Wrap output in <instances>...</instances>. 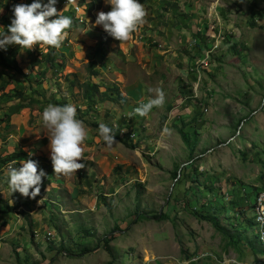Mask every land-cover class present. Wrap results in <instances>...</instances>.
<instances>
[{
  "label": "rangeland",
  "instance_id": "rangeland-1",
  "mask_svg": "<svg viewBox=\"0 0 264 264\" xmlns=\"http://www.w3.org/2000/svg\"><path fill=\"white\" fill-rule=\"evenodd\" d=\"M202 1L213 13L212 19L221 20L214 22L217 36L219 28L223 31L208 66L195 70L196 62L216 45L211 39L208 48L206 41L203 49L182 51L191 58L182 66L194 76L193 81L179 75L176 61L154 59L160 66L146 81V91L149 98V88L162 89L163 106L153 108L146 117L127 114V110V115H116L117 123L109 126L116 144L108 149L99 136V165L104 167L91 163L71 176L54 177L52 164H46L55 183L47 189V211L32 214L37 231L28 226L14 242L27 243L32 260L23 250L20 257L13 256L15 247L9 244L8 253L0 251V264H18L19 258L26 259L22 264H264L259 252L264 246L254 217L255 197L264 191V0ZM32 2L0 0V33L7 34L15 5ZM81 3L72 0L66 9L81 8ZM56 9L71 17L60 4ZM92 9L95 7L85 9L75 21L72 18L68 30L72 32L59 49H40L38 45L31 50H21L18 45L2 49L9 64L0 62V66L10 71L3 79L15 78L9 88L32 83V112L44 110L40 106L44 103L54 105L55 100L58 106L67 105L69 99L82 105L80 110L88 102L87 112L112 97L108 90L87 100L82 94L84 86H80L78 99L67 95L59 80L54 83L47 77L67 65L65 51L72 56L84 52L89 62L79 73L85 74L86 69L89 78L90 64L102 66L104 60L109 61L105 51L116 41L110 35L83 42L76 38V26L81 18L91 17ZM253 22L256 27L251 26ZM12 50L17 53V66L10 64L14 63ZM19 51L26 56L20 59ZM131 69L140 74L138 65L132 64ZM47 83L52 87L45 90L48 96L41 102L37 99L44 97L40 91ZM196 83L200 84L197 93ZM52 90L57 92L52 95ZM1 92L0 86V98H4ZM120 101L117 95L111 102L119 105ZM182 131L190 135L191 146L185 144ZM90 168L97 176L91 178ZM45 181L42 178L40 188ZM10 192L1 172L0 193L7 199ZM206 217H214L221 229ZM8 224L7 218L0 217V243L6 242L1 234Z\"/></svg>",
  "mask_w": 264,
  "mask_h": 264
},
{
  "label": "crops",
  "instance_id": "crops-1",
  "mask_svg": "<svg viewBox=\"0 0 264 264\" xmlns=\"http://www.w3.org/2000/svg\"><path fill=\"white\" fill-rule=\"evenodd\" d=\"M190 1L193 2L190 3ZM138 2H140L147 11V16L145 18L146 22L133 34L129 41L120 44V42L116 40L112 44H109V50H107L109 52L105 51L106 54H108L107 58L109 61L104 60L102 66L100 64H93L92 69H89L90 72H96L97 76H92L91 78L87 77L88 74L86 73V69H84L85 74L79 73L81 67L84 66V64L87 65L89 62L83 51H78L79 53L75 56L65 51L68 56L67 65L59 67L56 72L53 71L55 74L50 73V75L47 76L48 79L53 78L54 83L59 80L60 85L63 86L64 92L78 99L81 98L79 87H83L89 80L100 87V92L110 91L112 97L101 106L102 108L98 106H96V108L92 107L94 109L87 112L84 110L88 107V102H85L87 106L80 110L79 108L82 105L78 106L79 103H74V101L69 98V100L65 101L66 104H72L76 107L77 118L84 122L87 137L82 145L83 160L79 162L88 166L91 165V163H96L97 165L102 164L98 158L100 154L97 145L101 140L99 139L97 125L104 123L108 127L112 126L115 124L114 122L117 121L116 115L121 117L125 114V110H127V114H133L134 109L140 103H144L148 100L146 91L148 84L146 81L150 79L155 68H157L156 66H160L159 63L155 64L154 59L158 58L159 61L162 58L164 61H176L174 66H179L177 68L179 75L184 76L185 80L189 78L193 81L194 76L189 73V70L182 66V64H189L191 58L187 53H183L182 51H190L193 49L192 47H200V49H203L206 41V47L208 48L209 44H211V40H214V42H212L213 45L215 41L218 42L223 34V31L219 28V35L217 36L214 22L219 24L221 20L220 18H218L219 21L212 19L213 13H210L206 3L202 0H138ZM93 7H95V9H92L91 17L87 18L86 23L76 26V29H78L76 38L81 42L88 39H95L96 37L99 39L102 36L109 35L105 32L103 26L96 25L95 21L98 13L101 11L107 13L111 10L110 5L106 4L105 0H98L95 1V4L92 3L91 6L88 5L87 10ZM73 20L75 21L74 18ZM71 32L72 31L68 33ZM97 41L98 40H96V43ZM161 45H163V47ZM207 50H205V52ZM18 56L21 59L26 55L19 51ZM94 62L95 61H92V63ZM132 64H134V66L138 65L140 74H133V69H131ZM0 69L2 70L0 74L2 77L0 79L5 82L3 78L10 71L5 66H0ZM42 72H45V69H43ZM14 80L15 78L10 75L7 81L0 85L2 88L1 93H4V98H0V157L1 159L9 161L6 162L7 165L12 161H16L17 168L21 166L19 163L21 160H34L37 162V165L40 164L38 170H42L45 173V176L42 178H45L46 181L41 187V190L44 191V194H42L43 196L39 194L34 199L31 198V196L24 197L19 192H10L9 197L6 199L4 198L5 196L3 197V193H0V198L4 201V204L2 203V205H0V217L2 219L7 218L9 222L8 225L2 228L3 231L1 235L5 236L1 239L6 242L0 243V251L8 253L6 246L10 244L11 247H15L13 249V256L16 254V256L20 257V252L23 250L24 252H28L29 260H32V252H30L31 250L28 248L29 245L27 243H23L22 245V243L14 242L19 241V238L23 235H20V233L25 231L28 226H30L32 231L33 225L37 231V226L35 222L32 221V214L36 216L39 211H47V208H45L47 204L46 197L47 194L49 195L47 189L50 184L53 185L55 183L51 175L47 174L49 167H45L47 166L46 164L49 166L52 162L50 159V150L48 148L49 139L47 136L50 133L42 123L43 110L32 112V83L31 85L28 84L27 87L23 84L19 88L15 89L14 87V89H11L9 88V84L13 83ZM17 83L21 84L20 81H17ZM74 84L77 87H74ZM51 87V83L48 85L43 84V88L40 92L44 97L38 98L37 100L43 102L48 96L45 94V90H50ZM15 90H17L20 95H14L13 91ZM56 92V90H52V95ZM117 95L120 96V104H122L123 107L120 104L116 105L111 102L114 98L117 99ZM55 102L54 105H57L58 101L55 100ZM128 103L130 104L128 105ZM47 105L49 104L44 103L40 106L45 108ZM34 121H36V123H34ZM13 157H15V159L10 161L9 159ZM99 166L104 167L102 165ZM7 168L8 166L0 165V173L4 172V176L8 179ZM90 169L93 170L91 178L93 175L97 176L95 169ZM54 177H56L55 173ZM50 180L52 182H50ZM60 183H63V181H59V184ZM66 183L69 184V182ZM50 202L54 203V201ZM27 218L28 220L26 221ZM8 237L11 238L8 239ZM0 260L2 259L0 258ZM23 261H26V259L19 258L17 263L22 264Z\"/></svg>",
  "mask_w": 264,
  "mask_h": 264
},
{
  "label": "clouds",
  "instance_id": "clouds-1",
  "mask_svg": "<svg viewBox=\"0 0 264 264\" xmlns=\"http://www.w3.org/2000/svg\"><path fill=\"white\" fill-rule=\"evenodd\" d=\"M79 1L84 7L83 12L79 14L74 10L66 9L69 7V0L66 7L64 3L60 5L71 16L74 11L72 18H75L76 16L82 17L86 13L87 6L95 4V0L94 2L92 0ZM105 2L110 5L111 10L107 13L103 11L98 13L96 25H102L105 32L120 44L129 41L146 22L147 11L144 6L138 0H105ZM56 3L57 0H41L40 2L34 0L30 5H15L14 18L7 29V34L0 33V49L7 50L9 45H18L21 50H31L37 45L40 49H59L67 38L73 21L71 17L62 14L64 10L57 11ZM86 20L87 18H81L80 25H84ZM11 56V59L16 61L17 53ZM148 92L151 94L148 100L140 103L134 109L133 115L146 117L153 108L163 106L165 93L162 89L149 88ZM42 123L50 133L47 135L48 148L55 175L71 176L85 168V164L79 161L83 160L82 145L87 137V131L84 122L77 118L76 107L72 104L63 106L49 104L42 112ZM98 132L108 149L116 144L115 135L106 124H99ZM19 163L21 166L18 168L16 161L8 165V187L12 193L19 192L24 197L31 196L34 199L40 194V185L45 173L42 170L38 172L37 162L32 159L21 160ZM184 264H192V262L185 261Z\"/></svg>",
  "mask_w": 264,
  "mask_h": 264
},
{
  "label": "built area",
  "instance_id": "built-area-1",
  "mask_svg": "<svg viewBox=\"0 0 264 264\" xmlns=\"http://www.w3.org/2000/svg\"><path fill=\"white\" fill-rule=\"evenodd\" d=\"M72 0H69V2H71ZM68 1L67 0H57L56 4H60V3H64L63 5H65ZM55 4V7H56ZM83 6L80 8L78 6H75L73 8V10L76 13H82L83 12ZM218 42H216V45L214 46V48L209 51L206 54V57L203 60H199L196 62V68L195 70L197 72H199V70L201 68L207 67L208 66V61L210 60V54L213 53L217 48H218ZM202 81V78L200 77L199 82ZM199 83H196V85H194V91L195 93H197V91L199 90ZM207 111V110H206ZM134 136V135H132ZM254 208H255V213H254V217H255V226L258 229V233L257 236L259 238L260 243H262V245L264 246V191H260L257 193L256 197H255V204H254Z\"/></svg>",
  "mask_w": 264,
  "mask_h": 264
},
{
  "label": "trees",
  "instance_id": "trees-1",
  "mask_svg": "<svg viewBox=\"0 0 264 264\" xmlns=\"http://www.w3.org/2000/svg\"><path fill=\"white\" fill-rule=\"evenodd\" d=\"M40 1H41V0H39V2H40ZM33 2H34V0H33ZM256 24H257V23L253 22V23H251V26L256 27ZM3 54L5 55L6 53H3V50L0 49V60H1L0 62H2V63H6V62H7L6 64H9L8 59H7L6 57H4ZM11 55L15 56V52L12 51V52H11ZM11 60H12L11 62L14 61V63H10V64H11V65L14 64V65L17 66L16 61L13 60V59H11ZM35 60H36V58H35ZM90 66H93V64H90ZM91 76H97V73H96V72H91ZM83 89H84V90H83V97H84L85 99H87V100H90V101L93 100V99H94V96L97 95V94L100 92V87H99L98 85L93 84L91 80H89V81H87V82L85 83ZM181 135H182V138H183L185 144L188 145V146H191L192 139H191L190 135L184 133V131L181 132ZM14 159H15V157L10 158L9 160L12 161V160H14ZM5 161H6V160L1 159V157H0V164H1V165H3V164L5 163ZM0 202H2V203L4 202L2 198H0ZM206 218H207V220H210L211 222H213V224H214L218 229H221L220 223L217 222L216 219H214V217H206ZM253 223H254V222H253ZM253 223H252V224H253ZM258 242H259V241H258ZM107 245H108V244H107ZM261 247H262V246H261ZM106 249L108 250V248H106ZM88 252H89V250H86V251H85V253H88ZM259 252L262 254V256H264V250H259Z\"/></svg>",
  "mask_w": 264,
  "mask_h": 264
}]
</instances>
